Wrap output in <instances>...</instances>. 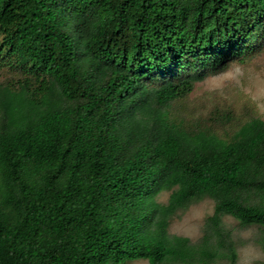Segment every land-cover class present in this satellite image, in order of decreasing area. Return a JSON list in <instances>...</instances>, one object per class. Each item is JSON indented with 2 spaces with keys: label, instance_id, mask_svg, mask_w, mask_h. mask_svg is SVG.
Returning <instances> with one entry per match:
<instances>
[{
  "label": "trees",
  "instance_id": "obj_1",
  "mask_svg": "<svg viewBox=\"0 0 264 264\" xmlns=\"http://www.w3.org/2000/svg\"><path fill=\"white\" fill-rule=\"evenodd\" d=\"M262 54L264 0H0V264H238L264 119L174 112ZM206 198L202 241L172 236Z\"/></svg>",
  "mask_w": 264,
  "mask_h": 264
},
{
  "label": "rangeland",
  "instance_id": "obj_2",
  "mask_svg": "<svg viewBox=\"0 0 264 264\" xmlns=\"http://www.w3.org/2000/svg\"><path fill=\"white\" fill-rule=\"evenodd\" d=\"M218 106L235 109L241 120H247L253 111L264 119V54L248 64L234 66L224 74L199 83L190 98L180 103L174 113L184 118H199ZM170 195L168 192L162 194L159 202L167 204ZM214 211L212 199L196 202L172 218L169 233L189 238L197 245L205 236L208 218ZM224 224L238 250V264H264V228L243 227L232 217H226ZM128 264L150 263L142 260ZM215 264H230V261L223 257Z\"/></svg>",
  "mask_w": 264,
  "mask_h": 264
}]
</instances>
